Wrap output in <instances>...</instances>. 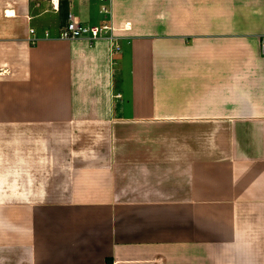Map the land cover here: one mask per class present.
I'll use <instances>...</instances> for the list:
<instances>
[{"label": "crops", "instance_id": "0c3cea01", "mask_svg": "<svg viewBox=\"0 0 264 264\" xmlns=\"http://www.w3.org/2000/svg\"><path fill=\"white\" fill-rule=\"evenodd\" d=\"M262 39L264 0H0V264H264Z\"/></svg>", "mask_w": 264, "mask_h": 264}, {"label": "built area", "instance_id": "2783aa9c", "mask_svg": "<svg viewBox=\"0 0 264 264\" xmlns=\"http://www.w3.org/2000/svg\"><path fill=\"white\" fill-rule=\"evenodd\" d=\"M100 1L103 3L107 2V0H100ZM53 6L55 5L53 4ZM55 7L57 8V5ZM100 11L106 14L109 12V8L105 4L102 5ZM114 29L115 28L110 23H104L101 25H91V26L85 25L83 23H80L78 19L73 14L70 13L68 15L67 22L65 23V25H63L60 28L58 36L62 40H71L82 36H86L91 40H97L103 37L109 39L112 47L117 50L119 48V45L116 42L117 37L114 36L112 33ZM29 32L31 35L29 37V40L31 41L32 44L36 43L38 38L35 37L34 29L30 28ZM44 36L48 37L49 36L48 32L45 31ZM261 52L264 54V39H262L261 42Z\"/></svg>", "mask_w": 264, "mask_h": 264}]
</instances>
